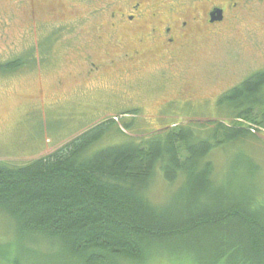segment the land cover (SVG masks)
<instances>
[{
  "label": "rangeland",
  "instance_id": "374dc122",
  "mask_svg": "<svg viewBox=\"0 0 264 264\" xmlns=\"http://www.w3.org/2000/svg\"><path fill=\"white\" fill-rule=\"evenodd\" d=\"M120 1L0 0V63L21 57L29 49L36 57L33 65L23 58V64L29 66L0 74V163L17 167L45 157L108 120H114L126 136L113 129V135L104 139L102 146L123 143L126 138L143 139L173 126L227 121L229 110L225 105L217 109L218 98L264 69V0H245L246 8H240L233 17V9L228 8L231 5L223 4L226 21L214 29L192 27L188 47L178 50L181 53L176 60H160V55L157 62L146 55L147 46H142L141 60L118 65L123 53L131 54L140 46L131 42L123 27L117 28L111 43L95 44L93 36H103L100 27L108 28L105 16L97 14L109 8L116 10ZM156 4L157 11L166 12L163 2ZM208 4L186 0L173 10L202 17ZM36 21L44 24L34 27ZM54 32L42 62L43 58L37 57L39 43ZM153 50L152 55L157 56L159 50ZM87 59L104 63L102 70L88 75ZM181 94L191 99L180 101ZM132 112L136 114L130 115ZM123 125H128L129 132ZM253 130L255 137L214 152L210 160L220 183L224 171L231 175L234 159L240 161L237 155L245 153L247 156L242 157L250 165L241 163L237 168L231 189L244 190L255 184V191L262 193L264 130ZM247 166L252 175L243 173ZM181 190L180 182L169 186L158 179L148 190V199L164 209ZM3 215L0 212V264H79L49 242L40 243L38 249L24 243L31 253L29 257L21 259L13 254L23 244L24 235L17 234L12 221Z\"/></svg>",
  "mask_w": 264,
  "mask_h": 264
},
{
  "label": "trees",
  "instance_id": "16d2710c",
  "mask_svg": "<svg viewBox=\"0 0 264 264\" xmlns=\"http://www.w3.org/2000/svg\"><path fill=\"white\" fill-rule=\"evenodd\" d=\"M55 33L39 43L42 62ZM33 53L0 63V74L29 66L23 58L33 65ZM224 105L230 117L224 122L102 146L113 129L126 136L108 120L45 157L17 167L0 163V212L24 235L12 253L23 259L31 255L25 244L38 249L49 242L79 264H264V203L257 199L264 202V192L255 184L231 189L237 168L249 160L238 154L220 183L210 160L255 137V127L264 130V69L223 93L216 106ZM158 179L181 184L164 209L148 199Z\"/></svg>",
  "mask_w": 264,
  "mask_h": 264
},
{
  "label": "flooded vegetation",
  "instance_id": "af4514ba",
  "mask_svg": "<svg viewBox=\"0 0 264 264\" xmlns=\"http://www.w3.org/2000/svg\"><path fill=\"white\" fill-rule=\"evenodd\" d=\"M194 1H207V3H210L202 17L189 15L186 10L178 13L174 12L173 9L181 6L186 0H121L119 3L121 6L116 10H110L111 8H109L107 12L105 10L97 14L99 16H105L106 26L108 28H105L104 26L100 27L103 36L98 34H96L95 37L93 36V43L99 44V42H113L115 34L118 32L117 28L123 27L125 29V34L129 36L131 42L136 43L140 47L134 50L131 54L123 53L118 65H121L127 60H141L140 55L142 54V46H147L146 55L150 54L155 61H157V58L160 55V60H164L165 58L168 60H173L175 58L176 60L181 51L188 47V42L190 41V36L192 34V27L200 26V28L207 27L214 29L226 21V9L225 7H222L223 4L225 5L226 3L227 7L231 5L228 8L229 10L233 9L232 17L241 9H245L247 5L245 0H240V2H234V0H217L212 3L209 0ZM156 2L164 3L165 7H167L165 13L160 12V9L158 11L156 10L154 7ZM216 11L221 12L220 21L214 19L216 18ZM32 18H35L34 15H32ZM32 24L34 27H39L44 23L36 21ZM144 24H146V26H144ZM154 48L155 50L157 49V52L159 50L157 56L152 55ZM178 50L181 51L178 52ZM111 63H115V61L111 60ZM137 63L141 65V67L144 66L143 63ZM103 65L104 63L88 61V75L100 72ZM119 67L121 68V66ZM121 70L123 71L124 68H121ZM135 71L138 72L139 70ZM183 99L190 100L191 98L185 97L181 94L178 100L182 101ZM170 105L172 106L171 103ZM163 106L164 108L168 107L167 104H164Z\"/></svg>",
  "mask_w": 264,
  "mask_h": 264
},
{
  "label": "water",
  "instance_id": "95a60500",
  "mask_svg": "<svg viewBox=\"0 0 264 264\" xmlns=\"http://www.w3.org/2000/svg\"><path fill=\"white\" fill-rule=\"evenodd\" d=\"M216 18H214L216 21H220L221 20V17H220V15H221V12L220 11H216Z\"/></svg>",
  "mask_w": 264,
  "mask_h": 264
}]
</instances>
